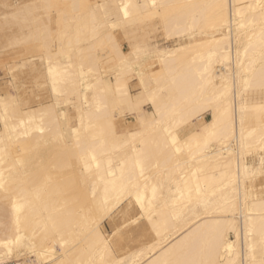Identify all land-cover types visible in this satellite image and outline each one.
Here are the masks:
<instances>
[{
  "label": "bare ground",
  "instance_id": "6f19581e",
  "mask_svg": "<svg viewBox=\"0 0 264 264\" xmlns=\"http://www.w3.org/2000/svg\"><path fill=\"white\" fill-rule=\"evenodd\" d=\"M0 16L27 25L13 43L44 58L53 96L31 107L0 91V264H120L101 226L128 204L158 237L140 264H264V189L247 161L264 149V0H0ZM154 18L178 45L153 42ZM118 28L140 31L127 51ZM127 114L139 127L117 131Z\"/></svg>",
  "mask_w": 264,
  "mask_h": 264
},
{
  "label": "rangeland",
  "instance_id": "374dc122",
  "mask_svg": "<svg viewBox=\"0 0 264 264\" xmlns=\"http://www.w3.org/2000/svg\"><path fill=\"white\" fill-rule=\"evenodd\" d=\"M43 16H45V15H42V17ZM82 17L83 16H81L79 20H80L81 24L84 25L86 23V21L84 20V17L83 18ZM44 19H45V17H44ZM159 21H160L159 18H154L151 22L148 23L149 26L146 24L147 30H149L151 25L153 24L152 28L153 27L154 28L152 29L153 31L151 32L152 36H154L153 42H157V44L160 46L170 45L171 47L172 46L174 47V46L178 45L180 41H179V38L177 36H173L171 38V40L168 41V43L165 41V38H164L165 37V35H164L165 30L163 29V27ZM158 24H160V25H158ZM143 25H145V24H143ZM84 26L81 29V35H80V38H82V39L86 38V36H87ZM128 28H130V27H128ZM27 30H28V27H27V25H25V23H22V22L18 23V22L11 20V19H9V21H6V19L4 17L0 16V91L3 94L5 92H7V94L8 93L14 94V95L16 94V96L18 98L25 99L28 101V103H31V104H29V105H31V107H37L40 105L41 102L44 104L52 102L51 100H53V96L51 95L52 93H51L50 84H48V82L46 81L47 78L45 77L46 75H45V71H44L45 70L44 65L46 62H45L44 58H41L39 56L32 57L31 55H38V53H36L34 51V54L30 55L28 53L31 51H29V50H28L29 52L24 51L25 48L22 46V44L20 45V43L19 44L13 43V42H16L15 39H17V36L20 37V34L27 32ZM138 31L139 30L135 31V33L132 32V35L130 33L129 34L130 36H128L125 34V29H121V28L117 29L116 39L118 40L119 43L120 42L122 43V44L120 43V45L125 51H127L129 48H131V43H133L135 41L134 40L135 37H137V38H138V36L140 37V31L139 32ZM203 37L204 36H202V38ZM181 42H183V41H181ZM57 44H58V41H56V39H54L53 45L56 46ZM53 50H55V48ZM36 51L38 52V49H36ZM21 53H23V55ZM39 53H40V50H39ZM14 55H16V56H14ZM25 55H26V57H25ZM153 55H155V53ZM7 58L9 60H7ZM58 58H60L62 60L68 59V57L66 55H62V54H60L58 56ZM25 60H27V61H25ZM22 61H23V66H22ZM28 61H31V63ZM32 62H34V63H32ZM5 63H8L7 67L9 65L12 67L14 64L13 70H11V71L7 70L8 68L6 69V66H3ZM11 63H13V64H11ZM16 64H18V65L16 66ZM154 66L156 67V69L159 68V65L157 63L152 65V67H154ZM155 67H154V69H155ZM11 72H12V74H11ZM113 80H114L113 74L110 72H106L104 75V83L107 86V88H109V86H112ZM129 84H130V91H131L132 95H134V97L136 98V94H138L141 90L138 78L133 77L130 80ZM6 86L8 89L6 88ZM1 87H2L3 91L1 90ZM71 98L75 99V95H71ZM145 102L143 103L145 111L147 113L152 112V110H153L152 104H150L147 101H145ZM55 105L57 107L58 113L61 116H63L64 118L68 117L67 120L69 121V123L71 125L77 124V118H76L77 116L75 115L76 114V108L73 105V103H69V104L60 103L57 105V103L55 102ZM203 117H204L203 120L209 119L211 117L210 112H205L203 114ZM115 122H116V129L119 132H122V131L125 132L127 130H132V129H136L139 127L136 124V117L133 114H131V115L127 114L124 117L123 116L122 117L116 116ZM64 123L68 127V129H70L71 126L69 125V123L67 121H64ZM179 132H180L182 137H184L187 134V130L185 127H181L179 129ZM253 148L247 156L249 169L252 172H254V174H253L254 178H253L252 183H253V185H255V187L258 190H263L264 189V187H263L264 186V149H261V148L255 149L256 147H253ZM47 154H48L49 159L51 158L50 160L53 161V158L50 157V156H53V154H54L53 149L48 148ZM258 154L263 155V162H259ZM48 162H49V160H48ZM50 163L51 162H49V166L54 165L53 163H51V164ZM52 166H50V168ZM55 168L57 169V167H55ZM55 168H54V170H55ZM52 170H50L51 173L54 172V170L53 171ZM63 170L66 172L65 169H63ZM57 171H59V168L57 170H55V172H57ZM255 171H257V172L255 173ZM69 172L67 171V173H65V174H69ZM63 173H62V175L64 176L65 174H63ZM255 174H256V176H255ZM59 176H61V175L59 174ZM51 198H53V197L51 196L50 199ZM127 202H129V200H126L124 202V204ZM101 229H102V232L104 233L106 239H108L110 245H112L115 255L123 258L120 264H140V263H142L141 261H143V259H145V258L147 259L152 254L153 250H152V247H150V245L153 246L155 243H158L157 234L149 226L146 215L141 210H139L134 204H128L121 211H116V212L112 213L110 216H108L107 219L103 222ZM87 230L89 231L90 228H85V232H81L79 234L80 236L78 235L79 238L80 237H82V238L80 240L77 238V241H75L76 237H77L76 236L74 240L69 242L71 244L69 246H75V247L77 246L79 248L80 245H86V239H85V241L83 239L86 237L83 236V234L85 235ZM82 239H83V241H81ZM155 240H157V241H155ZM74 243H75V245H73ZM152 243H153V245H152ZM148 246H149L150 252L148 250ZM143 250L148 251V253L145 252V254L147 253L149 256L146 255L145 258H142L141 261H139V258H141L145 255ZM130 257H132V258H130ZM20 261L22 262V259Z\"/></svg>",
  "mask_w": 264,
  "mask_h": 264
},
{
  "label": "built area",
  "instance_id": "2783aa9c",
  "mask_svg": "<svg viewBox=\"0 0 264 264\" xmlns=\"http://www.w3.org/2000/svg\"><path fill=\"white\" fill-rule=\"evenodd\" d=\"M2 264H21V261L20 260H13V261H8V262L2 263Z\"/></svg>",
  "mask_w": 264,
  "mask_h": 264
}]
</instances>
